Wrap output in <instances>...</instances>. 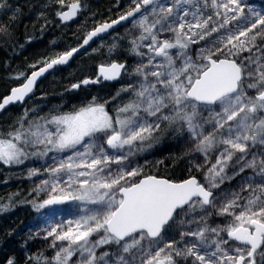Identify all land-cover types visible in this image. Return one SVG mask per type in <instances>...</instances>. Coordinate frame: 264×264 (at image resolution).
<instances>
[{
  "label": "snow or ice",
  "instance_id": "obj_1",
  "mask_svg": "<svg viewBox=\"0 0 264 264\" xmlns=\"http://www.w3.org/2000/svg\"><path fill=\"white\" fill-rule=\"evenodd\" d=\"M57 2L67 8L57 13L63 22L84 7L81 0ZM7 7V0H0V9ZM129 18V33H138L126 42L138 62L131 68L101 65L95 80L81 82L116 80L122 73L133 77L121 89L127 99L114 112L108 101L95 97L70 112L31 119L26 109L0 134V164L45 161L43 171L33 167L27 175L46 177L33 192H46L47 198L33 208L45 218L44 238H51L55 251L26 259L29 264H264V10L247 0H129L124 14L99 24L78 47L45 60L30 76L17 74L24 82L0 101V110L23 103L39 77ZM0 34L10 35V26ZM194 45H199L195 58ZM165 130L187 134L194 156L203 157V164L194 165L204 169L203 182L194 175L175 182L133 166L132 157L152 148ZM247 169L252 175L242 178L238 190L214 193ZM11 201L0 203V212ZM69 201L83 205L82 214L57 222L64 211L59 206ZM213 213L224 223L210 224ZM7 264L16 261L9 258Z\"/></svg>",
  "mask_w": 264,
  "mask_h": 264
},
{
  "label": "rangeland",
  "instance_id": "obj_2",
  "mask_svg": "<svg viewBox=\"0 0 264 264\" xmlns=\"http://www.w3.org/2000/svg\"><path fill=\"white\" fill-rule=\"evenodd\" d=\"M51 1L52 0H44L42 6L40 5L41 2H36L37 5L39 4L37 9L38 15L42 13L41 10L45 9H43V7L49 5ZM247 2L255 5L258 10H264V0H247ZM94 3V0H90L89 4H83L84 7L81 15L85 17L92 15L94 11L92 6ZM21 6L22 5H19L16 2L14 3V9L13 6H9L12 8V15L19 17L20 12L25 9ZM128 6L129 0H117L114 3L107 4L108 10H110L112 13H116L117 16L127 11ZM6 12V8L0 9V14ZM9 15L10 14H8V17ZM130 29H132L131 22L123 25L110 36L97 40L95 44L82 51L68 68L52 73L48 79H46L47 81L39 86V88L36 90V94L29 101L22 105H15L4 113H1L0 134L7 133L16 124L17 120L23 116L26 109L28 110L30 119L37 116H46L50 113L55 114L57 111L70 112L68 110H64V107L68 105L71 100L79 99L84 101V103H87L91 101L93 97H95L96 101L99 103L108 101L106 105L107 109L110 111V113L114 112L116 106L121 102V100L127 99V95L121 92V89L129 83V80L134 79L133 77L123 75L121 80L116 83L90 85L87 87H81L78 90H71L70 87L74 83L80 82L87 76H93L99 64H109L114 61H124L127 63L129 68L135 66L139 60V57L131 54L130 46L126 41L130 39L131 35L137 34L138 29L132 30V32L129 33ZM86 34H84V36ZM6 40V36L0 38V100L14 85H17L16 83L20 84L24 81L23 77L21 79H15L14 77L19 73H23L26 77L28 75L27 70L33 67V65H29L20 57L22 54L27 52L28 55L32 54L30 44L33 43L34 37L30 36L25 41H23L25 48L21 49L20 47L18 52L14 51L13 47L15 46H8V41ZM197 47H199V45H194L192 49H190L194 58L195 49ZM71 48L67 50H70ZM40 50L41 49H39L37 53H43L45 51V49H42L41 51ZM245 55H247V53H245ZM42 64L43 62L40 65ZM35 68L36 67H33V69ZM33 69L31 68V70ZM64 86H67L66 89H63ZM117 93H120V95L118 96ZM161 127L164 128V125ZM157 135L160 136V139L153 145L152 148L132 157V161L134 162L133 166L141 167L143 174L150 171L151 169L157 170L160 162L159 155L160 153H164L166 151L175 155L174 157L178 155L182 160L189 162L193 166L196 164H203V157L199 155L194 156L192 153V146L187 140L186 133L177 134L172 130H165L162 134L158 133ZM211 160L214 162V155L211 157ZM44 164V160L36 159H29L22 165L7 166L0 164V185L3 186L0 190V203L6 204L8 203V198L12 197L11 205L8 210L0 212V219L3 217H9L15 222L14 224H19V229L21 231L19 235H21L23 239H35V241L38 242L39 253H43L45 256L51 257L54 255L55 251L49 247L51 238H44V229L48 227V224L45 222V218L43 217L42 213L36 212L33 208L34 202L47 198L48 194L46 192H42L39 195L33 192V188L39 182V179L46 177H32L29 179L27 175L29 168L35 167L43 171ZM203 171L204 169H201L200 171L199 178H201V180ZM227 171L229 175H232L233 169L231 167ZM251 175L252 170L247 169L244 173L233 176L231 180H226L219 189H214L213 191L214 193H219L228 189L238 190V185L240 184L242 178ZM18 177L19 179H17ZM139 178L140 177L136 179ZM18 180L19 182H17ZM173 180L176 181L177 179ZM257 180H259V177H257ZM7 183L10 184L8 185ZM59 207L64 211L60 217H57V222L64 218L73 219L79 214H82L80 213L79 208L84 206H78V202L72 201L67 205H61ZM87 207L92 208L94 206L87 205ZM208 222L210 224H222L224 223V218L217 217L215 213H213L212 216L209 217ZM93 239H95V237H93ZM103 250L105 249H101V251Z\"/></svg>",
  "mask_w": 264,
  "mask_h": 264
},
{
  "label": "trees",
  "instance_id": "obj_3",
  "mask_svg": "<svg viewBox=\"0 0 264 264\" xmlns=\"http://www.w3.org/2000/svg\"><path fill=\"white\" fill-rule=\"evenodd\" d=\"M71 0H65V5ZM84 5L90 3V0H81ZM117 0H94L92 15L85 17L80 15L78 19L71 23H63L57 13L64 8L58 4L57 0H52L49 5L43 7L42 13L38 15V5L36 2H44V0H7L8 7L7 12L0 14V28L10 26V35L6 36L8 46L13 47L15 52L25 48V41L27 38L34 37L31 45L32 54L28 55V52L22 54L20 57L26 61L29 65L38 67L45 60L54 58L56 55L63 53L65 50L79 44L84 34L88 33L92 28L98 24L113 19L117 16L116 13H112L108 10L107 4L114 3ZM22 5L23 9L20 12L19 17L12 15V8L14 3ZM8 14L9 17H8ZM27 18V19H26ZM4 37L0 34V38ZM6 47V46H5ZM39 49H45L43 53H37ZM40 54V55H39ZM45 54V55H44ZM72 64V63H71ZM71 64L56 68L52 73L58 70H64ZM33 69V67H31ZM31 68L27 70L28 74L32 71ZM51 73V74H52ZM48 79V78H47ZM47 80L45 79L43 83ZM67 86L63 88L66 89ZM36 92L33 93V96ZM84 101L71 100L68 105L64 107V110L72 111L74 108L82 106ZM164 152L159 155V165L157 170L151 169L147 174H155L158 176L169 177L170 179L182 180L192 175L200 177V171L189 162H185L178 155ZM201 179V178H199ZM202 182V180H201ZM17 184V182H16ZM3 186L0 185V190ZM9 217H3L0 219V264H7L9 258H14L16 264H29L26 259L29 255H35L39 253L38 242L30 240L29 238H22L19 233V224Z\"/></svg>",
  "mask_w": 264,
  "mask_h": 264
},
{
  "label": "water",
  "instance_id": "obj_4",
  "mask_svg": "<svg viewBox=\"0 0 264 264\" xmlns=\"http://www.w3.org/2000/svg\"><path fill=\"white\" fill-rule=\"evenodd\" d=\"M81 4H82V2H81ZM64 10H67V8H65ZM80 14V13H79ZM79 14L75 17V18H73L72 20H70V21H67V22H64V23H70V22H73L74 20H76L78 17H79ZM59 17V16H58ZM119 17H117V18H115V19H112V20H109V21H105V22H111V21H113V20H116V19H118ZM60 19V18H59ZM131 19L132 18H129V20L128 21H121L119 24H116V25H114L111 29H109L108 30V32H106V33H102V34H100L98 37H95L94 39H93V41H91L90 43H89V45H87V46H85L84 48H81L80 49V51L79 52H77V53H75L74 55H73V57L69 60V62L66 64V65H69L74 59H75V57L81 52V51H83V50H85V49H87L90 45H92L97 39H99L100 37H104V36H107V35H109L110 33H112L113 31H115V30H117L118 28H120L121 26H123V25H125V24H127L129 21H131ZM61 20V19H60ZM63 22V21H62ZM105 22H103V23H105ZM102 24V23H101ZM98 26V25H97ZM96 26V27H97ZM94 29V28H93ZM92 29V30H93ZM92 30H90V31H92ZM89 31V32H90ZM83 41V40H82ZM82 43V42H81ZM80 43V44H81ZM79 44V45H80ZM79 45H77L76 47H78ZM114 62H117V63H125L126 64V62H119V61H114ZM66 65H57V66H55L53 69H50L48 72H46V73H44V75H42L41 77H39L38 79H37V82H36V85H35V87H34V90H33V92L37 89V87L40 85V83L46 78V77H48L49 75H50V73L55 69V68H57V67H59V66H66ZM101 65H107V64H100V65H98V67H97V76L96 77H85L84 79H90V80H95L98 76H99V67L101 66ZM127 65V64H126ZM42 66H44V65H41V66H39V67H37L36 69H34L33 71H37L40 67H42ZM32 71V72H33ZM31 72V73H32ZM31 73L28 75V76H30L31 75ZM123 76V73H122V75H121V77ZM121 77L120 78H118V79H116V80H111V81H107V80H104L102 77H100L99 78V82L98 83H92V84H99L101 81H106V82H116V81H119L120 79H121ZM83 79V80H84ZM82 80V81H83ZM81 81V82H82ZM24 82V81H23ZM22 82V83H23ZM81 82H78V83H81ZM21 83V84H22ZM21 84H18V85H15L14 87H17V86H19V85H21ZM92 84H88V85H83L82 83H81V86H89V85H92ZM14 87H12V88H14ZM11 88V89H12ZM72 89V88H71ZM79 89V88H78ZM72 90H77V89H72ZM11 91V90H10ZM10 91L5 95V96H7V95H9L10 94ZM33 92L29 95V97H26L25 98V101L23 102V103H25L26 101H28L30 98H31V96H32V94H33ZM4 96V97H5ZM3 97V98H4ZM2 98V99H3ZM2 99H1V101H2ZM23 103H20V102H17V103H13V104H10V105H8V106H6L3 110H0V113H2V112H4L5 110H7L8 108H10L11 106H13V105H17V104H23ZM150 175H154V174H150ZM157 176V175H156ZM158 177H161V176H158ZM197 177V176H196ZM161 178H167V177H161ZM189 178V177H188ZM169 179V178H168ZM187 179V178H186ZM197 179H199L198 177H197ZM184 180V179H183ZM174 181V180H173ZM180 181H182V180H180ZM180 181H175V182H180ZM69 202H71V201H69ZM69 202H67V203H69ZM66 203V204H67Z\"/></svg>",
  "mask_w": 264,
  "mask_h": 264
},
{
  "label": "bare ground",
  "instance_id": "obj_5",
  "mask_svg": "<svg viewBox=\"0 0 264 264\" xmlns=\"http://www.w3.org/2000/svg\"><path fill=\"white\" fill-rule=\"evenodd\" d=\"M41 51V50H40ZM40 55V54H39ZM45 55V54H44ZM1 61V60H0ZM5 63V62H4ZM16 63H18V62H16ZM2 65V64H1ZM2 68H4V67H2ZM81 79V78H80ZM17 82V81H16ZM16 84H18V83H16ZM13 85V84H12ZM2 86H4V85H2ZM6 86H7V83H6ZM4 89V88H3ZM64 89V88H63ZM64 96V95H63ZM18 110V109H17ZM22 110V109H21ZM32 111V110H31ZM37 112V111H36ZM32 114V113H31ZM35 116V115H34ZM21 117V116H20ZM16 121V120H15ZM18 121V120H17ZM11 124V123H10ZM14 179V178H13ZM16 179V178H15ZM17 179H19V177L17 178ZM12 180V179H11ZM2 181V180H1ZM10 182H12V181H10ZM17 182H19V180L17 181ZM8 184V183H7ZM10 184V183H9ZM8 184V185H9ZM15 185V184H14ZM18 185V184H17ZM16 185V186H17ZM21 185V184H20ZM7 186V185H6ZM13 188V187H12ZM11 188V189H12ZM16 189H18V188H16ZM9 190V189H8ZM20 190V189H19ZM11 191V190H10ZM6 192V191H5ZM2 194V193H1ZM20 194V193H19ZM25 195V194H24ZM11 196V195H10ZM3 202V201H2Z\"/></svg>",
  "mask_w": 264,
  "mask_h": 264
}]
</instances>
